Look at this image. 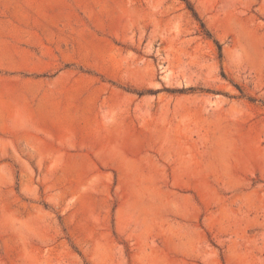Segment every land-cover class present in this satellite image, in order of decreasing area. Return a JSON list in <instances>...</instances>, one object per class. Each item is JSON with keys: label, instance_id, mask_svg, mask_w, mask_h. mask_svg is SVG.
<instances>
[{"label": "rangeland", "instance_id": "obj_1", "mask_svg": "<svg viewBox=\"0 0 264 264\" xmlns=\"http://www.w3.org/2000/svg\"><path fill=\"white\" fill-rule=\"evenodd\" d=\"M0 264H264V0H0Z\"/></svg>", "mask_w": 264, "mask_h": 264}]
</instances>
